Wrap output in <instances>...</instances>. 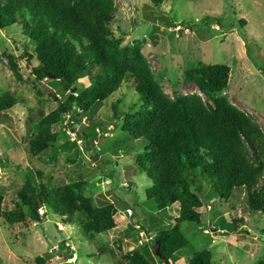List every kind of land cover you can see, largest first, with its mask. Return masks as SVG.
Here are the masks:
<instances>
[{"label": "rangeland", "instance_id": "1", "mask_svg": "<svg viewBox=\"0 0 264 264\" xmlns=\"http://www.w3.org/2000/svg\"><path fill=\"white\" fill-rule=\"evenodd\" d=\"M112 3L116 15L111 30L119 53L128 56L138 48L163 94L170 99L198 95L205 100L193 84L184 83L183 73L198 63L228 66V84L222 95L264 135V0H164L157 8L147 0ZM160 13L166 24L156 20ZM176 25L188 27L189 32L174 30ZM31 49L16 27L0 30V94L7 91L17 101L0 117L4 120L0 123V210L18 207L17 192L28 180L50 186L82 181L83 196L91 198L95 206L114 205L116 226L90 239L78 216L61 222L41 207L37 209L38 221L26 219L9 225L0 218V264H39L38 260L43 264H114L119 254L134 249L150 264H160L152 255L153 233L145 218L156 214L163 219L157 225L170 229L178 205L156 211L146 203L144 191L150 182L145 171L134 164L140 151H127L124 147L130 142L117 149L124 141L118 116L136 101L134 91L122 87L99 102L92 111L94 125L86 118L69 125L64 116L51 127L55 137L52 149L33 157L28 147V118L53 111L57 107L53 97H59L60 92L54 82L35 80L30 72L35 60L28 62L23 56ZM6 55L16 64L19 79L9 70ZM87 86V80L80 79L72 92ZM92 130V145L84 149L81 137ZM187 182L203 195L197 209L200 223L180 224L191 246L178 253L176 264H185L194 252L203 250L211 253V264L264 261V210L249 212L242 189L223 204L199 174L189 176ZM98 246L111 249L113 256L98 255Z\"/></svg>", "mask_w": 264, "mask_h": 264}, {"label": "trees", "instance_id": "2", "mask_svg": "<svg viewBox=\"0 0 264 264\" xmlns=\"http://www.w3.org/2000/svg\"><path fill=\"white\" fill-rule=\"evenodd\" d=\"M147 1L154 8L164 2ZM115 15L112 0H0V30L16 27L32 47V52H23V56L28 62L35 60L30 68L35 80L54 82L60 92L59 97H53L57 103L53 111L28 118L29 153L39 158L52 149L55 137L51 127L62 122L64 116L69 125L82 118L94 125L95 106L122 87L131 88L136 101L118 116L124 141L117 149L130 142L124 147L127 151H140L134 164L145 171L150 182L144 191L146 203L156 211L178 205L170 229L157 225L163 219L156 214L145 218L151 223L153 258L160 264H176L178 253L191 246L180 224L200 223L197 209L202 206L203 195L192 189L187 182L189 176L199 174L223 204L242 189L249 212L264 210V135L222 95L228 84V66L198 63L183 73L184 83L193 84L205 100L198 95L170 99L163 94L138 48L128 56L119 53L118 40L111 30ZM155 18L167 22L161 13ZM6 58L9 70L19 79L12 57ZM80 79H86L88 86L72 92ZM115 103L118 108L120 102ZM16 104L7 91L1 93L0 117L4 118ZM93 133L84 132L81 137L84 149H90L89 137ZM35 173L41 179L40 172ZM26 183L17 192L18 207L0 210V218L9 225L24 223L26 219L38 221L37 209L41 207L45 214L50 213L61 222L78 216L83 233L90 239L116 226L114 205L95 206L91 198L83 196L82 181L55 186L35 180ZM138 225L145 226L143 222ZM97 254L113 256V251L98 246ZM114 264L150 263L134 249L119 254ZM185 264H211V253L194 252Z\"/></svg>", "mask_w": 264, "mask_h": 264}, {"label": "built area", "instance_id": "3", "mask_svg": "<svg viewBox=\"0 0 264 264\" xmlns=\"http://www.w3.org/2000/svg\"><path fill=\"white\" fill-rule=\"evenodd\" d=\"M174 30H177V31H179V32H181V33H188V32H189V28H187V27L182 28V27L179 26V25H176V26L174 27Z\"/></svg>", "mask_w": 264, "mask_h": 264}, {"label": "water", "instance_id": "4", "mask_svg": "<svg viewBox=\"0 0 264 264\" xmlns=\"http://www.w3.org/2000/svg\"><path fill=\"white\" fill-rule=\"evenodd\" d=\"M3 119H0V123H3ZM156 254L158 255L159 253H158V248H156Z\"/></svg>", "mask_w": 264, "mask_h": 264}]
</instances>
